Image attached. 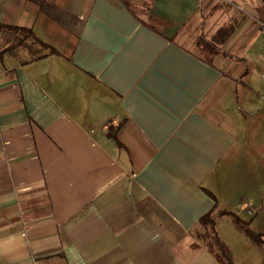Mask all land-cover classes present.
I'll return each instance as SVG.
<instances>
[{
  "label": "crops",
  "instance_id": "crops-1",
  "mask_svg": "<svg viewBox=\"0 0 264 264\" xmlns=\"http://www.w3.org/2000/svg\"><path fill=\"white\" fill-rule=\"evenodd\" d=\"M263 76L264 0H0V264H264Z\"/></svg>",
  "mask_w": 264,
  "mask_h": 264
},
{
  "label": "trees",
  "instance_id": "trees-1",
  "mask_svg": "<svg viewBox=\"0 0 264 264\" xmlns=\"http://www.w3.org/2000/svg\"><path fill=\"white\" fill-rule=\"evenodd\" d=\"M231 32L232 29L226 26L219 29L218 32L214 35L213 39H211L210 41L198 40L197 45L202 49L201 52H203V55L205 56L203 57L205 61L211 62V59L214 55L219 53L220 46L224 44V42L228 39ZM233 217L234 221L244 229V231L252 240L257 243H260L264 240V235L251 231L247 227V224L236 215H233ZM200 224L203 227L207 228L211 235L210 248L214 249V251L217 252V255L225 264H233L231 251L217 234L215 227L216 221L214 218H212V214L208 213L204 215L200 219Z\"/></svg>",
  "mask_w": 264,
  "mask_h": 264
},
{
  "label": "rangeland",
  "instance_id": "rangeland-1",
  "mask_svg": "<svg viewBox=\"0 0 264 264\" xmlns=\"http://www.w3.org/2000/svg\"><path fill=\"white\" fill-rule=\"evenodd\" d=\"M190 47H192V48H194L195 50H196V52H199L200 54H203V52H201L200 51V49H199V47L197 46V44H194V42H186ZM247 227L251 230V231H253V232H255L254 231V229L252 230L248 225H247ZM255 233H258V232H255Z\"/></svg>",
  "mask_w": 264,
  "mask_h": 264
},
{
  "label": "built area",
  "instance_id": "built-area-1",
  "mask_svg": "<svg viewBox=\"0 0 264 264\" xmlns=\"http://www.w3.org/2000/svg\"><path fill=\"white\" fill-rule=\"evenodd\" d=\"M264 77V76H263Z\"/></svg>",
  "mask_w": 264,
  "mask_h": 264
}]
</instances>
